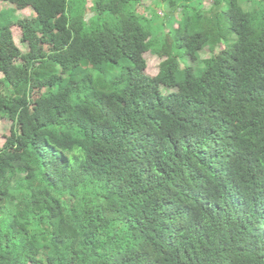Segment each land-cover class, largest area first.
<instances>
[{
	"label": "trees",
	"instance_id": "1",
	"mask_svg": "<svg viewBox=\"0 0 264 264\" xmlns=\"http://www.w3.org/2000/svg\"><path fill=\"white\" fill-rule=\"evenodd\" d=\"M0 1V264H264V0Z\"/></svg>",
	"mask_w": 264,
	"mask_h": 264
},
{
	"label": "rangeland",
	"instance_id": "2",
	"mask_svg": "<svg viewBox=\"0 0 264 264\" xmlns=\"http://www.w3.org/2000/svg\"><path fill=\"white\" fill-rule=\"evenodd\" d=\"M89 1V12H88V20H92L95 18V14L93 12V8L95 3L93 0ZM158 0H145L144 5L140 6L139 11L141 14H145L149 18L154 17V21L156 23V29L160 30L166 28L167 31H170L172 27L178 28L182 22V14L177 13L176 15H171L170 10L166 8L159 7L156 5ZM205 4L203 6L204 9H211L214 6V0H204ZM81 4V0L77 3L79 7ZM17 13V15L14 13ZM9 17L8 22H16L18 19L21 18H33L35 16V12L33 10L27 11H18L17 8L10 4L4 3L0 1V17ZM14 36L16 39L17 45L21 48L24 53H28V49L23 45V32L19 28L13 29ZM225 47H218V48H207L202 53V60L204 62H210L214 59H220L224 56ZM147 59L149 61V68L148 74L151 76H158L161 70L162 61L153 53L147 54ZM184 67L187 63L183 62ZM4 76H0V82L3 81ZM1 94L7 99H10L13 95V91L4 85L0 88ZM11 123L8 121L0 120V149L4 148L8 139L12 136L11 133Z\"/></svg>",
	"mask_w": 264,
	"mask_h": 264
}]
</instances>
